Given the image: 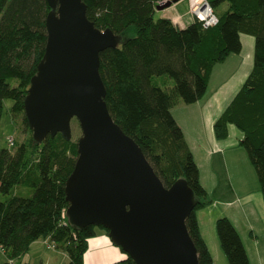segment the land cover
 I'll use <instances>...</instances> for the list:
<instances>
[{
	"label": "trees",
	"instance_id": "trees-1",
	"mask_svg": "<svg viewBox=\"0 0 264 264\" xmlns=\"http://www.w3.org/2000/svg\"><path fill=\"white\" fill-rule=\"evenodd\" d=\"M82 1L96 28L121 37L116 48L100 53L108 111L139 145L165 187L183 179L192 190L196 206L186 227L199 264H213L196 216L209 203L207 192L172 109L199 101L215 65L241 52L240 34L254 37L252 69L213 128L217 140L228 137L229 124L243 133L240 145L255 170L264 204V0H207L216 25L204 27L194 18L183 29L168 18L154 19L164 0ZM49 11L46 0H0V120L3 101L10 99L11 112L22 115L27 129L24 99L45 51ZM131 27L133 35L127 37ZM160 76L170 78L172 85L155 84L153 79ZM28 131L29 137L14 151L0 150V194L7 197L0 201V249L8 260L17 259L35 241L48 239L67 255L66 264H84L89 240L98 230L106 235L108 230L75 227L66 215L65 183L76 163L77 144L60 133L36 143ZM19 186L30 188L31 195L14 194ZM215 230L228 264H250L228 218H218ZM112 264L134 262L126 255Z\"/></svg>",
	"mask_w": 264,
	"mask_h": 264
},
{
	"label": "water",
	"instance_id": "water-1",
	"mask_svg": "<svg viewBox=\"0 0 264 264\" xmlns=\"http://www.w3.org/2000/svg\"><path fill=\"white\" fill-rule=\"evenodd\" d=\"M46 1L47 41L24 99V116L36 143L58 133L70 141V122L79 123L78 156L65 183L69 222L105 228L134 264H199L186 227L196 206L192 190L183 179L164 186L104 100L100 53L116 48L121 37L96 28L82 0Z\"/></svg>",
	"mask_w": 264,
	"mask_h": 264
},
{
	"label": "crops",
	"instance_id": "crops-1",
	"mask_svg": "<svg viewBox=\"0 0 264 264\" xmlns=\"http://www.w3.org/2000/svg\"><path fill=\"white\" fill-rule=\"evenodd\" d=\"M185 1L188 2V0H179L169 8L172 9L170 10L172 13L162 16L170 19L180 29L194 20V17L188 13V5L182 12L178 10ZM240 42L241 52L229 55L223 63L215 65L210 74L205 95L192 104L199 107L201 114L204 118L206 117L205 139L196 138L194 134L188 137L179 119H175L184 133L186 143L198 166L200 183L207 192V199H210V204L197 210L196 216L200 234L211 254L213 264H228L215 230V222L220 217L228 218L234 225L246 249L250 264H264V204H262L260 190L249 192L245 176L237 170V175L235 174L233 178L231 170L229 169V172L227 170L230 164L236 169L240 160L244 162V154L239 150L243 133L229 124L228 137L217 140L213 128L216 119L241 88L252 69L253 39L240 34ZM185 107L187 106L184 104L177 105L172 109V115L175 110L179 116ZM232 133L234 139L230 138ZM255 205L259 213L254 211ZM208 209L212 210L211 216H206ZM205 216L209 221V231L205 227ZM37 242L32 243L30 249ZM57 251L62 255L59 264H66L67 255L63 251ZM125 258L126 255L114 248L106 234L97 232L96 237L89 240L84 264H112ZM20 264H29V261L24 259Z\"/></svg>",
	"mask_w": 264,
	"mask_h": 264
},
{
	"label": "rangeland",
	"instance_id": "rangeland-1",
	"mask_svg": "<svg viewBox=\"0 0 264 264\" xmlns=\"http://www.w3.org/2000/svg\"><path fill=\"white\" fill-rule=\"evenodd\" d=\"M187 5H188V2L185 1L181 5V7H178L179 8L178 10L182 12V10L186 9ZM169 8H166L164 10H155V13L153 16L154 19L157 20L159 18H164L162 17L163 15H168L172 13V11H170L172 9H169ZM133 32H134V27H131L126 33L127 37H131L133 35ZM246 36L253 39V49H254V37L249 36V35H246ZM153 81L157 85H161L162 83H166L167 85H172V80L168 78L167 76L155 77ZM12 105H13V102L10 99H5L3 101L2 115H1V120H0V150L10 149L11 151H14L17 145L25 141L26 138H28L30 135L28 129L25 128L23 124L22 115H15L11 112ZM184 106H187V107L181 110L179 116H178V112H175V110L173 111V115L175 117L174 119H179L188 137H190V134H194L196 138L199 137L201 140L205 139V137L207 136L206 117L204 118V115L201 114V110L199 109V107H195L192 104L190 105L184 104ZM186 122H188V124ZM70 127H71V133H72L71 139L74 142H77V140L82 135L77 119L73 118L71 120ZM10 138H13V141H14V146L12 147H9V144H8V140ZM230 138L234 139L233 133ZM239 150L242 154H244V162L243 160H240L238 162L236 169L230 164L229 168L227 169L228 172L231 170V174L233 175V178L235 177V174L237 175L236 173L237 170H238L237 172H240L242 175H244L246 179L245 183L247 185V189L249 192L256 191L257 189L260 190V184H259L257 175L255 173L253 166L251 165V162L249 161L246 151L241 145H239ZM223 176H224V173H223ZM13 193L18 196H28V195H31L32 190L27 187L19 186V187H15ZM260 194H261L260 196H261V200L263 204V196H262L261 191H260ZM5 198L7 197L0 194V201H2ZM207 200L209 201L210 199L208 198ZM209 204H210V201H209ZM263 209H264V206H263ZM208 210L209 211L206 212V216L207 215L211 216L212 210L211 209H208ZM254 211L256 213H259L256 205H255ZM206 216L204 218L205 227L209 231V221L207 220ZM97 232L103 234V232L99 230ZM50 243L51 242L47 241V239L38 240L37 243L32 245L31 249H29L28 252H26L19 258H17L18 260L14 259L15 263L20 264L24 261V259H27L29 261V264H41L42 262L49 263V264L61 263V258H62L61 253L49 247ZM114 248H116L117 250H119L120 253H122V250L119 247L114 246ZM5 261H7V257L4 254V252L0 249V264Z\"/></svg>",
	"mask_w": 264,
	"mask_h": 264
},
{
	"label": "built area",
	"instance_id": "built-area-1",
	"mask_svg": "<svg viewBox=\"0 0 264 264\" xmlns=\"http://www.w3.org/2000/svg\"><path fill=\"white\" fill-rule=\"evenodd\" d=\"M164 2H166V0L160 2L159 4H163ZM188 11L192 17L201 21L204 27H212L217 23V18L207 0H188ZM8 144L9 147L14 146L13 138L8 140ZM49 247L56 250L55 245L52 243H50ZM7 261L9 264H16L14 259H7Z\"/></svg>",
	"mask_w": 264,
	"mask_h": 264
}]
</instances>
